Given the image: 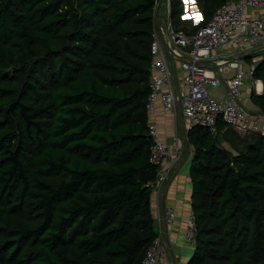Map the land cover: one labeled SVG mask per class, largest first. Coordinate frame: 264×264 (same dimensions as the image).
<instances>
[{
	"label": "trees",
	"instance_id": "1",
	"mask_svg": "<svg viewBox=\"0 0 264 264\" xmlns=\"http://www.w3.org/2000/svg\"><path fill=\"white\" fill-rule=\"evenodd\" d=\"M227 1L194 0L193 25L169 0L168 17L191 34ZM157 2L0 0V264H139L158 237L146 110ZM252 56L262 91L249 98L264 114V49ZM217 128L188 129L185 264H264V133Z\"/></svg>",
	"mask_w": 264,
	"mask_h": 264
},
{
	"label": "built area",
	"instance_id": "2",
	"mask_svg": "<svg viewBox=\"0 0 264 264\" xmlns=\"http://www.w3.org/2000/svg\"><path fill=\"white\" fill-rule=\"evenodd\" d=\"M184 17L190 18L192 24L200 22L199 13L194 0H183ZM194 11L190 13L191 9ZM166 42L173 43L185 52L187 59L180 62L184 73L176 92L171 88V72L165 57L160 36L154 26L150 54L152 57V74L149 79V93L146 100V110L152 111L154 105L160 102L164 112L182 113L188 128L200 126L212 135L218 132V123L230 127L239 137L259 133L260 125L264 124V114L247 111L241 106L242 88L247 79H253V71L259 59L252 56L264 49V0H228L219 6L210 20L187 34L176 30L168 20ZM233 47V59H228L226 53L218 56L223 47ZM250 53L248 67L240 65L239 60L244 52ZM215 63L214 74H209L211 65ZM231 71L229 77H224ZM225 86V94L213 97L208 87ZM149 135L152 144L149 149V162L155 167V179L148 183L152 192H160L161 186L167 181L176 162L180 158L178 145H166L157 140V131L149 125ZM159 226L172 223L175 211L172 207H159L154 212ZM196 235V220L190 210L187 214L184 238L194 245ZM163 246L160 236L156 237L146 250L139 264H167L162 259Z\"/></svg>",
	"mask_w": 264,
	"mask_h": 264
},
{
	"label": "crops",
	"instance_id": "3",
	"mask_svg": "<svg viewBox=\"0 0 264 264\" xmlns=\"http://www.w3.org/2000/svg\"><path fill=\"white\" fill-rule=\"evenodd\" d=\"M168 1L165 0L158 10L156 24L159 23L158 34L161 43L169 58L167 59L171 72V88L176 92V85L183 76L180 69V62L187 59L185 52L180 50L173 43L166 42L167 23L169 20ZM233 48V47H232ZM231 47H223L218 52V56L226 53L228 59H233L234 55L229 54ZM229 52V53H228ZM222 57V56H221ZM240 65L248 67L250 63V53L244 52L239 60ZM209 74L215 73V63L212 62ZM208 91L213 97H220L225 94V86L221 84L217 88L208 87ZM260 94L262 83L259 80L247 79L242 88L241 106L247 111L259 112L258 108L250 101V92ZM148 125L155 127L157 131V140L166 145H178L180 148V158L176 162L167 181L161 186L160 192L151 194V210L154 213L159 207L161 210L165 207H172L175 211V220L172 223H163L161 226L155 222L156 231L160 236V242L163 246V261L168 264H185L190 258L193 246L186 242L184 238V229L188 212L191 210V177L189 174L190 163L193 155V146L188 140V123L180 111L178 113H167L161 108L160 102L154 105L152 111H147ZM224 128L223 130H225ZM261 133H264V124L260 125ZM223 145V144H222ZM227 147L226 144L223 145Z\"/></svg>",
	"mask_w": 264,
	"mask_h": 264
},
{
	"label": "water",
	"instance_id": "4",
	"mask_svg": "<svg viewBox=\"0 0 264 264\" xmlns=\"http://www.w3.org/2000/svg\"><path fill=\"white\" fill-rule=\"evenodd\" d=\"M163 2H164V0H158V2H157L156 18H157V15H158V10H159V8H160V6L162 5ZM156 29H157V31L159 30V23L158 22L156 24Z\"/></svg>",
	"mask_w": 264,
	"mask_h": 264
},
{
	"label": "rangeland",
	"instance_id": "5",
	"mask_svg": "<svg viewBox=\"0 0 264 264\" xmlns=\"http://www.w3.org/2000/svg\"><path fill=\"white\" fill-rule=\"evenodd\" d=\"M194 11V8H192L191 9V11H190V13H192ZM165 54H166V57L167 58H169V55H168V53H167V50H165ZM231 75V71H229L228 73H226L225 75H224V77H229ZM223 145H225V144H223ZM167 263V262H166ZM168 264V263H167Z\"/></svg>",
	"mask_w": 264,
	"mask_h": 264
},
{
	"label": "clouds",
	"instance_id": "6",
	"mask_svg": "<svg viewBox=\"0 0 264 264\" xmlns=\"http://www.w3.org/2000/svg\"><path fill=\"white\" fill-rule=\"evenodd\" d=\"M155 27H156V25H155Z\"/></svg>",
	"mask_w": 264,
	"mask_h": 264
}]
</instances>
